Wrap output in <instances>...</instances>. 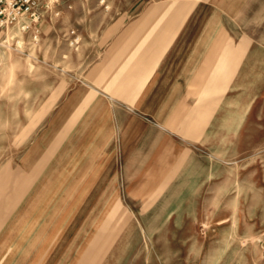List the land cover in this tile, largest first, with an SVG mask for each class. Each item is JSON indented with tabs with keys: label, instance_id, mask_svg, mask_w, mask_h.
Wrapping results in <instances>:
<instances>
[{
	"label": "rangeland",
	"instance_id": "1",
	"mask_svg": "<svg viewBox=\"0 0 264 264\" xmlns=\"http://www.w3.org/2000/svg\"><path fill=\"white\" fill-rule=\"evenodd\" d=\"M115 3L61 0L44 11L38 32L14 37L15 27L9 34L14 46L0 48V264L17 263L19 257L5 254L15 247L22 219L39 222L35 231L71 227L61 241L62 264H264V70L233 91L230 110L220 112L213 126L195 127V144H184L183 169L153 177L158 191H145L142 174L129 185L120 176L118 192L103 207L83 209L73 224L45 223L79 212L57 193L66 176L55 165L68 145L86 141L102 97L97 89L111 82L95 29L97 21L110 20L102 10ZM201 7L216 9L233 30L257 31L264 40V0L207 1ZM113 115L151 122L143 110ZM137 129L130 134L136 143L142 137ZM105 130L101 122L94 133ZM167 130L179 141L194 134L190 127ZM136 152L142 155V149ZM170 154L171 172L176 158ZM133 162L142 173V161ZM166 179L173 183H161ZM100 216L102 223L83 222Z\"/></svg>",
	"mask_w": 264,
	"mask_h": 264
},
{
	"label": "crops",
	"instance_id": "2",
	"mask_svg": "<svg viewBox=\"0 0 264 264\" xmlns=\"http://www.w3.org/2000/svg\"><path fill=\"white\" fill-rule=\"evenodd\" d=\"M114 1L116 6L101 14L107 12L110 20L97 21L95 29L97 46L105 47L102 55H107L104 63L112 72L111 82L103 84L102 92L97 89L102 97H98L86 141L68 145L63 162L55 165L63 168L66 176L57 193L62 191L63 200L69 202L67 207L79 212L49 219L45 221L48 224H73L81 220L83 209L103 207L110 196L113 199L112 193L118 192L120 176L126 177L129 185L133 176L142 174L147 177L145 191H158L160 187L152 180L183 169L184 144H195V127L213 126L220 112L230 110L233 91L244 86L251 74L264 70V40L257 31L253 35L233 30L218 19L216 9L201 7V3L220 0ZM200 96L204 98L199 102ZM137 110L148 113L151 122L141 124L130 115L125 121L114 119L113 112ZM101 122L106 130L96 136L94 128ZM137 125L142 130L138 143L130 137ZM171 127H190L194 134L179 141L167 134ZM139 128L137 133L141 132ZM117 130H124L118 139ZM139 149L142 155L137 156ZM169 154L176 158L170 164L171 172ZM136 160L142 161V173L134 168ZM161 183L173 182L166 179ZM83 222L103 220L100 216ZM21 224L14 237L15 247L5 254L8 259L15 255L19 257L16 264H62L65 249L62 252L61 241L71 227L58 232L50 228L35 231L39 222L22 219ZM51 239L58 242L51 243ZM25 256H31V261L25 263ZM43 256L46 258L41 261Z\"/></svg>",
	"mask_w": 264,
	"mask_h": 264
},
{
	"label": "built area",
	"instance_id": "3",
	"mask_svg": "<svg viewBox=\"0 0 264 264\" xmlns=\"http://www.w3.org/2000/svg\"><path fill=\"white\" fill-rule=\"evenodd\" d=\"M60 2L61 0H0V48L14 46L11 45L9 34L15 27H18L21 34L31 30L38 32L37 26L43 19L44 11L53 9ZM33 39L38 40V33ZM78 40L77 38L75 41ZM15 45L18 49L22 41L15 40Z\"/></svg>",
	"mask_w": 264,
	"mask_h": 264
},
{
	"label": "bare ground",
	"instance_id": "4",
	"mask_svg": "<svg viewBox=\"0 0 264 264\" xmlns=\"http://www.w3.org/2000/svg\"><path fill=\"white\" fill-rule=\"evenodd\" d=\"M18 33H19V32H18ZM18 35H19V34H18ZM18 35H17V36H18ZM13 36H14V35H13Z\"/></svg>",
	"mask_w": 264,
	"mask_h": 264
}]
</instances>
